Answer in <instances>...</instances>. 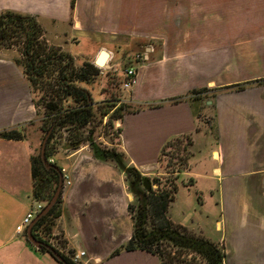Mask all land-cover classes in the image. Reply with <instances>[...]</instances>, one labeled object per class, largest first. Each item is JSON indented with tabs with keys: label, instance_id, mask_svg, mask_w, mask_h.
Segmentation results:
<instances>
[{
	"label": "crops",
	"instance_id": "crops-1",
	"mask_svg": "<svg viewBox=\"0 0 264 264\" xmlns=\"http://www.w3.org/2000/svg\"><path fill=\"white\" fill-rule=\"evenodd\" d=\"M6 12L62 35L63 47L75 40L69 46L86 42L95 59L106 52L114 72L136 69L130 91L120 72L129 111L118 122L117 150L152 177L166 143L190 140L178 192L200 203L178 225L204 235L208 212L219 210L221 236L210 241L223 247L224 264H264V0H0V15ZM18 60L0 47V132L23 137L0 139V264H59L30 245L26 229L18 232L34 200L38 148L37 133L28 131L38 108ZM52 159L71 183L62 189L53 248L84 252L83 264H160L144 251L114 255L133 233V198L114 164L95 159L88 146Z\"/></svg>",
	"mask_w": 264,
	"mask_h": 264
},
{
	"label": "trees",
	"instance_id": "trees-1",
	"mask_svg": "<svg viewBox=\"0 0 264 264\" xmlns=\"http://www.w3.org/2000/svg\"><path fill=\"white\" fill-rule=\"evenodd\" d=\"M23 32L26 33L21 50L23 62L20 63L32 90L33 103L37 108L41 104L44 109L45 116L41 131L45 135L50 132L45 157L51 168L43 165L40 155L31 158L32 198L46 204L51 200L60 175L62 176V170L55 163H50V160L60 150L76 151L87 145L95 159L110 162L122 172L128 192L133 198L128 205V212L133 222L132 237L114 255L125 251H144L156 256L160 264L187 263L181 261L186 260L185 257H191L192 260L198 258L204 264H224L225 255L220 244L201 235H195L169 219L168 211L177 192L176 185L172 182L160 185L154 180L151 190L147 191L144 187L146 177L129 164L124 153L116 148L102 147L93 138V130L87 129L95 117V104L90 93L77 87L76 84L93 85L100 76V69L91 62H86L76 69L69 54L42 45L40 42L42 32L35 19L10 12L0 15V47L15 33ZM52 82L57 88L56 91L53 90ZM35 90L42 94L41 103L34 100ZM197 93L199 92H192V94ZM66 99L72 100L76 105L62 108L60 103ZM106 107L100 115L102 118L107 117L106 124L111 126L117 121L120 122L124 113L129 111L126 106ZM120 132L118 129L119 134ZM22 138L21 132L16 130L0 132V139L3 140L21 141ZM172 141L165 144L161 155ZM182 173L178 170L177 176ZM154 184H158L155 186L157 189H154ZM60 203L61 195L50 212L32 228L33 236L39 241L43 242L38 237V233L52 234L54 222L59 216ZM39 250L51 255L44 248ZM61 257L64 262L59 264H77L64 255Z\"/></svg>",
	"mask_w": 264,
	"mask_h": 264
},
{
	"label": "rangeland",
	"instance_id": "rangeland-1",
	"mask_svg": "<svg viewBox=\"0 0 264 264\" xmlns=\"http://www.w3.org/2000/svg\"><path fill=\"white\" fill-rule=\"evenodd\" d=\"M40 27V30L42 32V39L40 42L42 45H45L47 48H56L62 51L63 53L69 54L73 59V65L76 69L80 68L84 63L91 62L94 63L95 58L91 54H89L91 50V46L89 44H86V42H82L83 44L79 46H69L74 44L75 40L71 41H65V44L67 42V45L63 47V37L60 36H52L48 35L45 30L42 28L40 24H38ZM60 32V30H58ZM55 31V32H58ZM25 33H15L13 36L9 37L8 41L1 47L6 50H9L10 53L16 55L18 57V61L23 62V57L21 56V50L23 48V42ZM46 33V34H45ZM45 34V35H44ZM56 37V38H54ZM71 43V44H68ZM76 44V43H75ZM62 46V47H61ZM115 59H109L108 65H110L111 69H100V76L97 78V80L94 82L93 85L87 86L85 84H79L77 83L76 86L79 88H83L87 90L92 98V101L95 104V117L92 121V124L89 126V129L93 130V138L95 139L96 143L101 145L102 147H106L108 149L116 148L119 144V133L118 129V121L113 124V126L109 125L107 122V117H101L100 113L102 110L107 108L106 106L110 105H116L118 106H124L125 104L122 103V100L125 99V93L121 89L122 85V77L120 76L121 71H112V65L114 64ZM53 85V90H57L54 82L51 83ZM86 87V88H85ZM42 94L38 93L37 90L34 91V100L38 103L42 102ZM75 106L76 104L70 100L66 99L63 102L60 103V106L62 108H66L68 106ZM38 117H37V123L35 127H33L29 132L37 133L36 138L38 140V148L35 156H39L40 153V146L42 143V140L45 136V133L41 131V126L43 125L44 120V109L43 106L40 104L38 106ZM24 135L26 136V133L24 132ZM28 135V134H27ZM29 136V135H28ZM87 146V145H84ZM191 158V143L190 140H187L186 138H178L170 143L168 147L164 150L163 154L161 155L160 161H159V169L158 174L152 177H146L149 179L151 184H153L154 180L158 181L160 185L166 184L169 182H172L174 185L177 186V192L174 195V201L171 203L168 211V217L169 219L174 223L178 224V219H181L183 214L189 213L192 211V208L194 207L196 210L198 208L196 207L198 203H200V197L190 192V194H187V191L183 188L180 189L178 192L179 186H181L182 183H184V177L182 182L180 181V175L177 176V171L181 170L183 173H186L188 171L189 166V160ZM54 160V159H53ZM172 172H175L172 174ZM188 181L186 182V184ZM190 183V182H189ZM188 183V184H189ZM153 186V185H152ZM155 186H158V184H154V189H157ZM194 205V206H193ZM212 218V221L207 222L205 225L206 228H201L203 231V234H200L197 232H193L188 229L191 233H194L195 235H201L209 240L215 241L218 240L221 236V233L215 232V226L214 222L216 219H219L220 212L219 210H212L208 212ZM200 216V215H199ZM38 237L43 241V243L48 244V241L51 240V235H46L44 233H38ZM187 263L182 264H204L201 260L198 258L191 259V257H185Z\"/></svg>",
	"mask_w": 264,
	"mask_h": 264
},
{
	"label": "water",
	"instance_id": "water-1",
	"mask_svg": "<svg viewBox=\"0 0 264 264\" xmlns=\"http://www.w3.org/2000/svg\"><path fill=\"white\" fill-rule=\"evenodd\" d=\"M108 59H109V55L106 52L102 51L99 54V56L95 59L94 65L96 67H98L99 69L110 70L111 67H110V65L107 64ZM49 135H50V132L44 136L42 143H41V146H40V153H39L40 159L46 168H51V165L47 162L46 157H45V149H46V144H47ZM144 187L147 191L151 190V182L149 181L148 178L144 179ZM62 189H63V177L60 175V179H59L57 189L55 190L51 200L45 205V207L42 209V211L35 217V219L32 221V223L26 229V239L30 243V245H32L34 248H36L38 250L42 249V248L48 250L58 263L64 262L61 255L58 254V252H56L49 245H47V244L39 241L38 239H36L32 234V228L40 219L45 217L50 212V210L54 207V205L57 203L58 198L60 197V195L62 193Z\"/></svg>",
	"mask_w": 264,
	"mask_h": 264
},
{
	"label": "built area",
	"instance_id": "built-area-1",
	"mask_svg": "<svg viewBox=\"0 0 264 264\" xmlns=\"http://www.w3.org/2000/svg\"><path fill=\"white\" fill-rule=\"evenodd\" d=\"M121 74L125 79V81L122 85V88L126 91L132 90L133 87L137 83V70L134 68H127V69H123L121 71ZM50 163L54 164V160L51 159ZM64 174H65V171L62 170L63 188L68 187L71 184L70 181L68 180V177L63 176ZM44 206L45 205H43L42 203L35 201V200H32V206H31L30 210L28 211V213L26 214V216L24 217L21 226L18 228V232H21V231L27 229V227L32 223V221L35 219V217L42 211ZM52 240L53 239L49 240L48 244H47L50 247H52V244H54V242H52ZM53 249L56 252H58L57 247L56 248L54 247ZM65 256L68 257L74 263L83 264L82 260L85 257V253L82 251L81 252L74 251V252L66 253Z\"/></svg>",
	"mask_w": 264,
	"mask_h": 264
}]
</instances>
